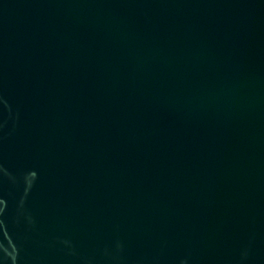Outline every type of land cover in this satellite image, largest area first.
I'll return each instance as SVG.
<instances>
[{
	"label": "water",
	"instance_id": "obj_1",
	"mask_svg": "<svg viewBox=\"0 0 264 264\" xmlns=\"http://www.w3.org/2000/svg\"><path fill=\"white\" fill-rule=\"evenodd\" d=\"M0 264H264V0H0Z\"/></svg>",
	"mask_w": 264,
	"mask_h": 264
}]
</instances>
